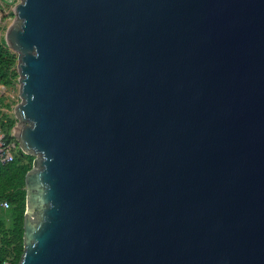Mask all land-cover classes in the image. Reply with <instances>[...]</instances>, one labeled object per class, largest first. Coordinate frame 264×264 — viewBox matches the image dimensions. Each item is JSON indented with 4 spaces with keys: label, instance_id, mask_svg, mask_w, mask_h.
Instances as JSON below:
<instances>
[{
    "label": "water",
    "instance_id": "1",
    "mask_svg": "<svg viewBox=\"0 0 264 264\" xmlns=\"http://www.w3.org/2000/svg\"><path fill=\"white\" fill-rule=\"evenodd\" d=\"M17 264H264V0H19Z\"/></svg>",
    "mask_w": 264,
    "mask_h": 264
},
{
    "label": "trees",
    "instance_id": "2",
    "mask_svg": "<svg viewBox=\"0 0 264 264\" xmlns=\"http://www.w3.org/2000/svg\"><path fill=\"white\" fill-rule=\"evenodd\" d=\"M12 14V12H11ZM4 28L0 26V33ZM17 55L5 44L0 34V85L11 86L17 79ZM15 123L13 116L6 121L0 120V127L8 139L15 142L14 159L10 163L0 164V201L9 203L7 211L0 208V214L7 220H0V263L9 259L10 264H17L23 252L22 221L25 210V173L31 169L34 156L23 154L11 135Z\"/></svg>",
    "mask_w": 264,
    "mask_h": 264
},
{
    "label": "rangeland",
    "instance_id": "3",
    "mask_svg": "<svg viewBox=\"0 0 264 264\" xmlns=\"http://www.w3.org/2000/svg\"><path fill=\"white\" fill-rule=\"evenodd\" d=\"M14 2L15 0H0V6H1L0 9H4L5 12H8L7 15H5V12L3 13V20L5 22L4 30L13 21L14 16L13 14L9 12L12 11L11 8L14 6ZM17 79L14 81V83L11 86L5 87L3 94L0 95V120L1 121H6L7 116H13L12 108L19 101V97H18L19 84L17 82ZM3 210L7 211V209H3ZM6 217L0 214V220L4 222L5 220H7Z\"/></svg>",
    "mask_w": 264,
    "mask_h": 264
},
{
    "label": "built area",
    "instance_id": "4",
    "mask_svg": "<svg viewBox=\"0 0 264 264\" xmlns=\"http://www.w3.org/2000/svg\"><path fill=\"white\" fill-rule=\"evenodd\" d=\"M19 0H15L14 5L18 3ZM1 7V6H0ZM13 8L12 9V14H13ZM4 9H0V26L2 28H5V22L3 20V13ZM9 12V13H11ZM8 12H5V15H7ZM0 34H4L1 32ZM5 87L0 85V95L3 94ZM12 135V133H11ZM15 142L12 139H8L3 132L2 128L0 127V164H6L10 163L14 159V153H15ZM0 208L1 209H8L9 208V203L6 200H1L0 201ZM0 264H10L9 259L3 260Z\"/></svg>",
    "mask_w": 264,
    "mask_h": 264
}]
</instances>
